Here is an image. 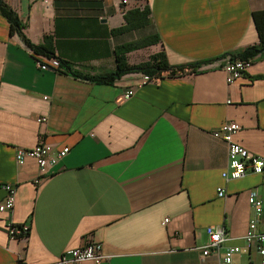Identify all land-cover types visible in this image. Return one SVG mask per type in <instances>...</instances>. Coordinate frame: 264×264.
Returning a JSON list of instances; mask_svg holds the SVG:
<instances>
[{
  "label": "crops",
  "instance_id": "obj_1",
  "mask_svg": "<svg viewBox=\"0 0 264 264\" xmlns=\"http://www.w3.org/2000/svg\"><path fill=\"white\" fill-rule=\"evenodd\" d=\"M3 1L24 28L11 33L0 14V203L4 185L17 189L14 210L0 212V264H56L88 241L102 245L100 264H222L228 247L244 249L248 195L264 197V173L224 180L228 143L213 133L237 123L234 141L264 156V53L239 81L229 84L223 71L230 55L264 38V0H146L150 25L128 34L113 33L126 22L120 0ZM47 35L55 57L78 75L112 73L116 47L151 35L161 43L130 54L131 64L160 51L175 67L213 62L124 99L141 73L101 84L64 68L41 71L37 61L49 59L28 42ZM40 141L70 152L36 185L39 167L19 165L15 151ZM8 218L30 226L25 242L10 239ZM208 227L228 239L203 256ZM235 260L261 264L256 252Z\"/></svg>",
  "mask_w": 264,
  "mask_h": 264
},
{
  "label": "built area",
  "instance_id": "obj_2",
  "mask_svg": "<svg viewBox=\"0 0 264 264\" xmlns=\"http://www.w3.org/2000/svg\"><path fill=\"white\" fill-rule=\"evenodd\" d=\"M50 0H42L44 4H48ZM120 3L125 9H129L136 3V0H120ZM253 59H232L229 57L223 65V71L226 74V80L229 84L241 80L247 69L252 65ZM61 62L58 59H51L46 62L37 61V67L41 71H58ZM170 72L163 73L161 76H151L142 74L137 79L134 86L129 87L124 95V99L131 98L136 89L145 86V84H157L161 81L162 77L169 75ZM48 118L41 117L38 123H46ZM222 129L213 133V137L223 140L228 143L229 161L227 169L222 173V178L226 181H236L245 178L248 175H260L264 173V156H256L250 153L247 149L234 141V136L240 130V126L234 122H227ZM70 152L68 147H60L54 144H48L40 141L33 148L22 149L18 148L15 151V159L19 165H23L27 160H33L39 167L40 178L35 181L36 185H40L42 179L49 175L50 171L54 169ZM6 193L5 199L0 203V212L10 214L16 204L17 189L8 183L3 186ZM225 191L222 188L218 189V195L224 197ZM248 203L253 210L251 222L248 225V231L245 235L244 242L245 248L234 246L228 247L225 250L222 264H238L235 256L242 254V252H256L260 257V263L264 264V232L258 230V224L264 212V197L257 191L252 190L248 195ZM168 222L165 219L164 224ZM5 229L8 236L12 240L25 242L30 233V226L18 225L11 219L5 221ZM209 242L204 247L203 256H208L212 251L218 249L228 238L226 237L225 230L222 228L208 227L206 229ZM107 257L102 251V245L98 242L88 241L85 244L72 248L63 253L56 264H83L90 262L93 264H100Z\"/></svg>",
  "mask_w": 264,
  "mask_h": 264
},
{
  "label": "trees",
  "instance_id": "obj_3",
  "mask_svg": "<svg viewBox=\"0 0 264 264\" xmlns=\"http://www.w3.org/2000/svg\"><path fill=\"white\" fill-rule=\"evenodd\" d=\"M0 14L9 22L11 33L17 32L22 35V29L24 26L21 24L20 19L16 12L12 10L3 0H0ZM125 24L113 31L114 34H124L131 31L140 30L146 28L151 23V10L146 5V0H136V3L131 8L127 9L124 14ZM28 42V41H27ZM161 43L160 37L157 35H151L133 42L126 43L124 45L115 48V71L112 73H106L98 76L78 75L71 70L66 62H61L60 68L66 69L70 74L84 78L89 81L101 83V84H114L116 80L128 74H148L151 76H161L163 73L170 72L174 75L176 71L190 70L192 73H197L198 70L205 64H210L213 61H204L199 63H193L192 65L183 66H171L168 62L165 51L152 54L144 62L138 64H131L129 55L141 50L148 49L152 46H156ZM28 45L32 49L35 55L46 56L49 60L58 59L55 57V48L51 36H45L43 43L40 45H32L28 42ZM260 53H264V38L256 46L249 47L243 52L235 55H230L232 59H254ZM59 60V59H58ZM60 70V69H59ZM58 70V71H59Z\"/></svg>",
  "mask_w": 264,
  "mask_h": 264
},
{
  "label": "rangeland",
  "instance_id": "obj_4",
  "mask_svg": "<svg viewBox=\"0 0 264 264\" xmlns=\"http://www.w3.org/2000/svg\"><path fill=\"white\" fill-rule=\"evenodd\" d=\"M134 55H132L131 57H133ZM140 59L139 58H135V57H133L132 59H131V62L133 63V64H135V63H138V61H139ZM148 75V74H147Z\"/></svg>",
  "mask_w": 264,
  "mask_h": 264
}]
</instances>
